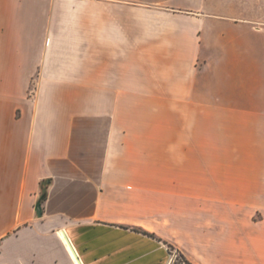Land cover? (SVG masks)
<instances>
[{"label": "crops", "instance_id": "crops-1", "mask_svg": "<svg viewBox=\"0 0 264 264\" xmlns=\"http://www.w3.org/2000/svg\"><path fill=\"white\" fill-rule=\"evenodd\" d=\"M65 236L264 264V0H0V264H77Z\"/></svg>", "mask_w": 264, "mask_h": 264}, {"label": "rangeland", "instance_id": "rangeland-1", "mask_svg": "<svg viewBox=\"0 0 264 264\" xmlns=\"http://www.w3.org/2000/svg\"><path fill=\"white\" fill-rule=\"evenodd\" d=\"M33 89H34V86L31 88V91H33ZM258 217H260L259 214L255 216L256 219H258ZM169 249L171 250V253H172L170 264H174L175 260L181 256V253L186 255V257L190 261L197 263V264L199 262L200 255L197 252L188 253V252L183 251L182 249H180L179 247H177L175 245H169Z\"/></svg>", "mask_w": 264, "mask_h": 264}, {"label": "water", "instance_id": "water-1", "mask_svg": "<svg viewBox=\"0 0 264 264\" xmlns=\"http://www.w3.org/2000/svg\"><path fill=\"white\" fill-rule=\"evenodd\" d=\"M51 185L49 180H45L43 184L41 185V193L39 195V198L36 203L35 207V213L37 217H42L43 216V203L48 197V190L49 186Z\"/></svg>", "mask_w": 264, "mask_h": 264}, {"label": "trees", "instance_id": "trees-1", "mask_svg": "<svg viewBox=\"0 0 264 264\" xmlns=\"http://www.w3.org/2000/svg\"><path fill=\"white\" fill-rule=\"evenodd\" d=\"M46 180H49L50 183H51V181H52V180H50V179H46ZM44 181H45V180H42V181H41V185L43 184ZM174 264H197V263H194V262L190 261V260L186 257V255H184L183 253H181V256L175 260Z\"/></svg>", "mask_w": 264, "mask_h": 264}, {"label": "bare ground", "instance_id": "bare-ground-1", "mask_svg": "<svg viewBox=\"0 0 264 264\" xmlns=\"http://www.w3.org/2000/svg\"><path fill=\"white\" fill-rule=\"evenodd\" d=\"M65 239H66V241L68 242V246H69V248H70V250H71V252H72V254H73V256H74V258H76V263L77 264H83L82 262H81V260H79L78 258H77V251L75 250V248H74V246L71 244V242L68 240V238L65 236L64 237Z\"/></svg>", "mask_w": 264, "mask_h": 264}]
</instances>
